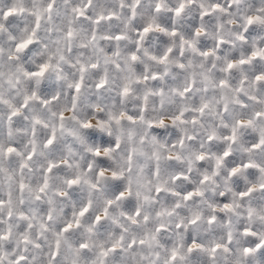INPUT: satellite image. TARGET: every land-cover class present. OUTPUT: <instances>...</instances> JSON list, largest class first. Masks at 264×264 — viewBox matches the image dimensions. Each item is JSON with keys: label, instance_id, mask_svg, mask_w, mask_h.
Instances as JSON below:
<instances>
[{"label": "snow or ice", "instance_id": "6c2138e0", "mask_svg": "<svg viewBox=\"0 0 264 264\" xmlns=\"http://www.w3.org/2000/svg\"><path fill=\"white\" fill-rule=\"evenodd\" d=\"M0 264H264V0H0Z\"/></svg>", "mask_w": 264, "mask_h": 264}]
</instances>
